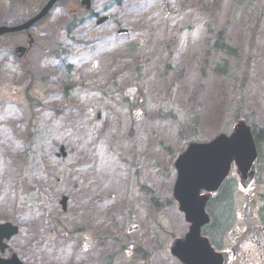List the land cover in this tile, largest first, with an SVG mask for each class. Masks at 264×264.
Instances as JSON below:
<instances>
[{
    "label": "rangeland",
    "instance_id": "obj_1",
    "mask_svg": "<svg viewBox=\"0 0 264 264\" xmlns=\"http://www.w3.org/2000/svg\"><path fill=\"white\" fill-rule=\"evenodd\" d=\"M71 6L30 29L29 74L12 56L19 38L0 41V132L12 134L0 148V221L19 227L0 256L181 264L168 248L186 229L172 201L173 163L190 141L239 117L264 125V0H92L108 20L85 17L67 32ZM221 27L241 53L225 74L212 71ZM48 46L61 56L40 55ZM262 157L257 183L234 201L237 231L243 196L262 211L264 148Z\"/></svg>",
    "mask_w": 264,
    "mask_h": 264
},
{
    "label": "water",
    "instance_id": "obj_2",
    "mask_svg": "<svg viewBox=\"0 0 264 264\" xmlns=\"http://www.w3.org/2000/svg\"><path fill=\"white\" fill-rule=\"evenodd\" d=\"M53 1L47 4L43 12ZM86 3L89 6V0H82V4ZM31 21L17 28L0 31L21 29ZM256 160L257 152L250 126L243 120L234 124L229 135L220 133L209 142L189 143L187 149L175 161L177 180L173 194L190 226L183 237L176 238L171 243L172 254L178 256L185 264L225 263L226 254L213 250L207 237L201 235V227L210 220L205 211V203L211 195L210 192L217 190L230 173L233 162L237 166L241 184L246 187L254 176ZM201 189L208 192L200 194ZM16 231V226L0 224V246L4 247L1 241L4 236L9 237ZM0 264L21 263L13 258L0 259Z\"/></svg>",
    "mask_w": 264,
    "mask_h": 264
},
{
    "label": "flooded vegetation",
    "instance_id": "obj_3",
    "mask_svg": "<svg viewBox=\"0 0 264 264\" xmlns=\"http://www.w3.org/2000/svg\"><path fill=\"white\" fill-rule=\"evenodd\" d=\"M47 1L0 0V25H16L21 23L36 14ZM71 2L78 5V0H71ZM53 8H63L62 0H56L51 10ZM49 14L47 13L39 23L42 24ZM56 19L57 16L52 20L54 21ZM256 227L255 224L248 223L246 231L241 236H239V233L235 234L232 231L228 244L224 241V235L218 239L216 249L229 253V261L227 264H264V236Z\"/></svg>",
    "mask_w": 264,
    "mask_h": 264
},
{
    "label": "trees",
    "instance_id": "obj_4",
    "mask_svg": "<svg viewBox=\"0 0 264 264\" xmlns=\"http://www.w3.org/2000/svg\"><path fill=\"white\" fill-rule=\"evenodd\" d=\"M214 46L217 51L222 52L226 55H230L233 53L235 48L228 44L225 39L224 35L222 34V30H218L215 36ZM228 58L223 57L222 64H215L216 69H221L222 71L226 72V62ZM253 133L255 136L256 141L264 143V128H258L256 125H253ZM260 144V143H259ZM227 186H223L220 190L219 194L211 201L213 202V207L210 209V213L213 217V224L214 228L217 231L221 224L227 219L228 215L230 214V199H229V191L227 190Z\"/></svg>",
    "mask_w": 264,
    "mask_h": 264
}]
</instances>
